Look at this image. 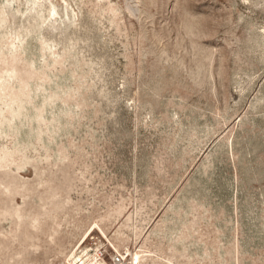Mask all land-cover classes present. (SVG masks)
Returning a JSON list of instances; mask_svg holds the SVG:
<instances>
[{
  "label": "rangeland",
  "instance_id": "rangeland-1",
  "mask_svg": "<svg viewBox=\"0 0 264 264\" xmlns=\"http://www.w3.org/2000/svg\"><path fill=\"white\" fill-rule=\"evenodd\" d=\"M117 256L264 264V0H0V264Z\"/></svg>",
  "mask_w": 264,
  "mask_h": 264
},
{
  "label": "built area",
  "instance_id": "built-area-1",
  "mask_svg": "<svg viewBox=\"0 0 264 264\" xmlns=\"http://www.w3.org/2000/svg\"><path fill=\"white\" fill-rule=\"evenodd\" d=\"M98 256L102 257L103 254L101 252H97ZM113 264H118L120 262V257L117 256L112 260Z\"/></svg>",
  "mask_w": 264,
  "mask_h": 264
}]
</instances>
